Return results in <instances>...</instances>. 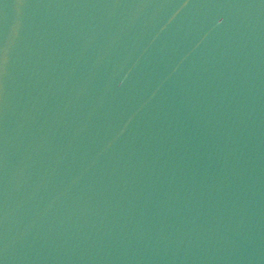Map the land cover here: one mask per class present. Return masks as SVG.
I'll list each match as a JSON object with an SVG mask.
<instances>
[{
    "label": "water",
    "instance_id": "obj_1",
    "mask_svg": "<svg viewBox=\"0 0 264 264\" xmlns=\"http://www.w3.org/2000/svg\"><path fill=\"white\" fill-rule=\"evenodd\" d=\"M0 264H264V0H0Z\"/></svg>",
    "mask_w": 264,
    "mask_h": 264
}]
</instances>
